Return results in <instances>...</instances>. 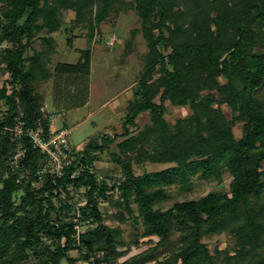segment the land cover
<instances>
[{
    "label": "trees",
    "instance_id": "obj_1",
    "mask_svg": "<svg viewBox=\"0 0 264 264\" xmlns=\"http://www.w3.org/2000/svg\"><path fill=\"white\" fill-rule=\"evenodd\" d=\"M148 54L145 67L127 102L123 133L91 139L76 160L57 177L43 173L48 159L25 133L19 139L6 129L23 124L24 131L49 121L37 91L54 80L60 89L72 86L88 93L92 50L80 51L75 64L59 62L54 34L71 21L94 37L112 13L127 9L126 0H0V65L7 79L0 87V264H77L69 252L86 250L97 264L127 255L120 229L104 225L100 198L118 191L114 202L122 213L142 223L143 238L157 237L156 246L124 264H145L170 254L163 264H264V0H134ZM134 39L137 31H133ZM39 40L42 48L33 49ZM71 40H69L70 42ZM130 51L132 44L127 45ZM31 52V53H30ZM85 102V101H83ZM167 103L189 108L191 114L171 124ZM231 110L228 118L223 107ZM149 122L133 133L138 118ZM237 124L242 126L238 139ZM21 143L25 155L15 169L10 159ZM123 177L109 187L93 172L98 156L109 151ZM174 165L137 176L133 164ZM232 181L227 192L212 191L198 200L156 206L169 199V189L187 190L193 178ZM74 173H77L73 177ZM86 188L82 221L95 228L79 234L65 223L69 203L56 205L69 188ZM22 195L17 202L16 196ZM136 207L137 216L134 214ZM59 215L58 218L55 216ZM56 218V219H55ZM229 234L234 252L203 242ZM139 238H137L136 244ZM152 242V240H150Z\"/></svg>",
    "mask_w": 264,
    "mask_h": 264
},
{
    "label": "rangeland",
    "instance_id": "obj_2",
    "mask_svg": "<svg viewBox=\"0 0 264 264\" xmlns=\"http://www.w3.org/2000/svg\"><path fill=\"white\" fill-rule=\"evenodd\" d=\"M127 9L120 11L119 14L112 13L111 17L104 22L94 37L89 36V31L82 27H77L71 21L75 18V13L68 11L63 13L64 27L54 34L56 39L57 52L51 61V67L59 62L75 64L79 61L80 51L85 49L92 50V71L87 81L85 95L79 98H73L78 95L80 90H75L72 86H62L59 92V86L54 80L41 84L37 89L44 100V109L46 114L52 116L54 120L52 125L57 129H68L70 131V146L76 154L85 147L89 140L98 139L101 136L115 135L123 133V121L127 112V102L133 96L135 84L140 79L145 67V55L148 54L146 40L141 31V19L139 18L134 0H126ZM133 31H137L134 39ZM69 40H71L69 42ZM131 43L132 47L128 51L127 45ZM8 45L4 43L0 49ZM42 44L37 40L33 49L38 51ZM31 53V52H30ZM4 65H0V86H2L7 75L4 73ZM85 101V102H83ZM166 119L174 124L178 119L185 118L191 114L189 108L174 107L167 103ZM228 118H231V110L224 106ZM149 122V115L143 114L138 118L137 127L133 128V133L143 128ZM236 138L242 135V126L237 124L234 128ZM116 151L115 145L109 148V151L98 156L99 160L92 165L93 172L98 176L101 182L113 187L122 180V168L112 160L111 153ZM174 165L169 164H133L134 173L142 176L146 173L159 172L168 169ZM191 185L187 190L181 191L180 187L169 189L170 197L168 200L159 203L156 208L168 210L175 203L188 200H198L212 191L227 192L229 190L232 178L227 171L223 172L222 181L216 180L203 181L193 178ZM86 188L79 190L69 188V198L65 195L60 201H56L58 207L61 204L69 203L72 205V211L68 214L62 213V220L65 223H74L75 229L79 234L85 233L96 226L91 222L82 221L77 211L86 202ZM16 196L17 202L20 196ZM119 192L109 191L106 198H100V210L103 214L104 225L111 229H120L122 240L125 247L119 246L118 251L128 250L127 255L112 259L111 263L102 262L99 264H124L131 258L154 248L159 242L157 237L143 238L142 223L134 221V216L129 213H122L120 207L115 205ZM134 215L137 216L134 206ZM56 218L59 215L55 216ZM55 218V219H56ZM137 238H139L136 244ZM152 240V242H150ZM203 242L208 247L212 255L215 249L228 250L230 254L234 252L235 240L227 233L204 238ZM86 250L80 252L74 249L69 252L70 257L77 260V264H97L96 258L103 259V252L96 251L89 262L81 260L80 255L86 254ZM170 254L162 253L157 260L145 264H163ZM68 264L67 262H63Z\"/></svg>",
    "mask_w": 264,
    "mask_h": 264
},
{
    "label": "built area",
    "instance_id": "obj_3",
    "mask_svg": "<svg viewBox=\"0 0 264 264\" xmlns=\"http://www.w3.org/2000/svg\"><path fill=\"white\" fill-rule=\"evenodd\" d=\"M47 118L50 122L47 129L40 123L35 129L24 131L22 129L23 124H21L15 129H6V131L14 133L19 139L25 133L32 141L34 147L40 150L48 159V165L43 173L49 171L57 177H61L65 168L76 160V155L70 146V131L65 128L57 130L52 125L54 118L52 116H47ZM24 155L25 150L19 142L15 154L10 159L11 167L17 169ZM76 175L77 173H74L73 177Z\"/></svg>",
    "mask_w": 264,
    "mask_h": 264
},
{
    "label": "crops",
    "instance_id": "obj_4",
    "mask_svg": "<svg viewBox=\"0 0 264 264\" xmlns=\"http://www.w3.org/2000/svg\"><path fill=\"white\" fill-rule=\"evenodd\" d=\"M1 87V86H0ZM43 112H45V109L43 108ZM46 116H49L48 114L44 113Z\"/></svg>",
    "mask_w": 264,
    "mask_h": 264
}]
</instances>
